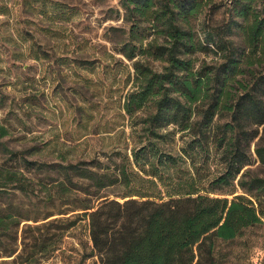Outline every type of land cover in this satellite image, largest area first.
<instances>
[{"label":"trees","instance_id":"16d2710c","mask_svg":"<svg viewBox=\"0 0 264 264\" xmlns=\"http://www.w3.org/2000/svg\"><path fill=\"white\" fill-rule=\"evenodd\" d=\"M258 1L231 0L226 21L203 29L202 38L196 22L204 0H123L129 28L109 42L119 55L114 63L131 69L119 106L131 122L130 154L117 151L118 159L103 162L19 159L23 170L48 180L38 183L50 185L45 202L81 211L63 229L86 220L100 264H221L219 243L264 226V177L246 169L253 145L264 166V10ZM210 54L214 61L199 58ZM175 133L184 140L176 152ZM6 134L0 127V137ZM212 151L221 168L206 179L196 156ZM32 181L20 169L0 166V196L9 186L34 193ZM22 218L11 201L0 204V258L34 264L55 241L40 236L28 245L23 237L17 253Z\"/></svg>","mask_w":264,"mask_h":264},{"label":"rangeland","instance_id":"374dc122","mask_svg":"<svg viewBox=\"0 0 264 264\" xmlns=\"http://www.w3.org/2000/svg\"><path fill=\"white\" fill-rule=\"evenodd\" d=\"M122 1L0 0V127L7 133L0 137V166L4 172L24 171L36 187L34 193L23 194L9 186L0 196V204L6 206L11 201L24 219H39L22 218L17 253L21 252L23 237L28 245L34 237L55 241L54 249L38 254L34 264H100L92 252L86 220L63 229L66 219L81 211L71 212L68 205L45 202L44 190L50 185L38 183L48 180L23 170L19 159L24 156L30 161L53 163L63 158L67 162L97 158L103 162L117 158V151L130 154L134 146L131 122L119 106L129 88L124 83L131 69L114 63L119 55L109 42L129 28L123 20ZM230 1L204 0L196 22L202 38L203 29L226 21ZM255 6L264 10V0ZM199 58L215 60L212 54ZM85 59L90 63L85 65L90 66L80 65ZM173 138L176 152L184 140L178 133ZM4 148L16 155L11 157ZM250 159L246 169L264 177L254 145ZM196 165L206 179L221 168L213 151L209 156L197 155ZM46 214L54 215L42 219ZM217 249L221 264H264V226L247 229L242 237L219 243ZM12 258L1 257L0 263L19 264Z\"/></svg>","mask_w":264,"mask_h":264}]
</instances>
